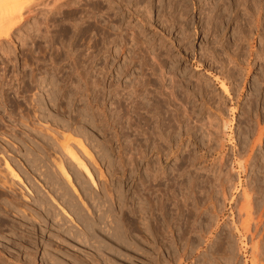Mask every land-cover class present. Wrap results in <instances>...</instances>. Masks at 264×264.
Segmentation results:
<instances>
[{"label": "rangeland", "instance_id": "1", "mask_svg": "<svg viewBox=\"0 0 264 264\" xmlns=\"http://www.w3.org/2000/svg\"><path fill=\"white\" fill-rule=\"evenodd\" d=\"M63 1L18 0L23 23L0 41V174H6L2 165L6 160L23 182L7 179L9 184L13 182L12 194H0V264H264V216L262 219L258 215L264 198L261 177L258 179L264 174V0L259 9H249L251 21L260 18L258 28L252 23L254 38L237 50L233 41L243 35L242 29L246 32L249 28L246 30L243 25V13L230 7V0H113L110 6L107 0ZM234 49V53H241L238 61L246 58L250 62L249 68L237 66L239 62L229 63ZM222 85L227 87L226 91ZM94 98L96 104L92 103ZM92 114H98L99 124ZM33 124L45 125L53 132L71 133L72 138L82 140L88 147L99 167L85 158L83 161L96 189L67 160L68 169L79 191L82 181L92 197L104 203L105 218H109L105 219L106 224L120 227L118 242L98 238L100 241L96 242L102 247L98 253L88 246L91 241L85 236L68 235L79 226L65 219L57 205L53 206V216H48L44 209L40 211L34 191L43 188L41 195L47 197L49 187L42 174L52 172L49 162L42 159L41 147L52 141L45 133L34 131ZM258 125L263 131L260 143L255 141ZM157 136H161L159 143L164 152L158 160L162 177H157L159 185L154 187L155 202L159 199L165 203L171 222L167 230L158 227L161 234L154 236L142 229L141 233L129 232L134 228L128 210L136 208L131 186L139 181L133 180V172L146 180L145 160L151 162L158 157L151 146L147 147L148 141L154 143L153 137ZM138 142L147 158L135 170L129 162ZM191 158L196 159L195 164ZM185 159L191 160V165ZM196 165L202 172L210 170V165H222L224 174L229 175L226 179L230 178L224 183L225 197L219 193L214 208L200 209L198 215L189 212L193 202L189 186ZM99 170L105 173L106 180L99 177ZM200 177H204L203 173ZM59 181L84 214L88 209L82 207L83 202L94 211L91 202L84 196L80 201L63 179ZM105 183L111 186L112 201L102 190ZM186 188L190 192L185 193ZM244 190L256 200L257 205L251 201L252 211L242 207ZM258 196L263 197L261 201ZM13 199L22 208L13 209L7 204ZM30 206L37 207L42 217L34 215L28 219L19 211L25 207L23 212L29 213L26 209ZM63 209L73 214L67 206ZM122 213L126 222H122ZM155 215L159 216L158 211ZM185 224L191 227L188 229ZM255 224L258 228L253 231ZM191 228L193 234H189ZM179 229L187 232V238L179 240ZM254 240L258 242L256 252H252Z\"/></svg>", "mask_w": 264, "mask_h": 264}, {"label": "bare ground", "instance_id": "2", "mask_svg": "<svg viewBox=\"0 0 264 264\" xmlns=\"http://www.w3.org/2000/svg\"><path fill=\"white\" fill-rule=\"evenodd\" d=\"M65 1V0H64ZM63 1V2H64ZM88 1V0H87ZM98 1V0H97ZM103 1V0H102ZM102 1H99L100 3L102 2ZM119 1V0H118ZM128 1V0H127ZM140 1H143V0H139L138 2H140ZM171 1V0H170ZM173 1V0H172ZM201 1V0H200ZM62 2V3H63ZM74 2V1H73ZM78 1H76V3H77ZM80 2V1H79ZM90 2V1H89ZM107 2H108V6H110L111 5V2H113V0H107ZM176 2V1H175ZM199 2V1H198ZM25 3H27V2H25ZM24 3V4H25ZM56 3H57V1H56ZM55 3V4H56ZM75 3V5L74 6H77V4ZM177 3V2H176ZM260 3H261V0H230V7L232 8V9H235L236 11H240V12H242L243 14V19H242V22H243V25L244 26H246L245 28H246V30H247V28H249L246 32L242 29V31H241V34H243V35H240V30H239V35H240V37H238V39L236 38V40L235 41H233V43H234V46H235V49L237 48V49H239V47H241L242 46V44L243 43H249L250 44V40H252L254 37H253V33L255 32V31H253L251 28H253L252 27V23L254 24V26L256 27V28H258L259 27V20H260V18H257L256 17V19H255V22H253V21H251L252 19H249V18H251L252 16H251V13H250V11H249V9H250V7H253V9H259L260 8ZM23 4V5H24ZM61 4V3H60ZM65 4V3H64ZM71 4V3H70ZM102 4H103V2H102ZM105 4V3H104ZM171 4V3H170ZM30 6H31V4H29ZM28 4H27V7H30ZM57 5V4H56ZM79 5V4H78ZM84 5V4H83ZM83 5H81V6H83ZM173 5V4H172ZM171 5V6H172ZM177 5H178V3H177ZM176 5V6H177ZM20 6H22L21 5V3L20 4H18V0H0V41H2V40H4V39H7L9 36H10V34H12L13 33V30H15L17 27H19L22 23H23V17H21L22 16V14H20V11H21V7ZM57 6H59V5H57ZM63 5H60V8L62 7ZM65 6H66V4H65ZM107 6V7H108ZM216 6V5H215ZM218 6V5H217ZM220 6V5H219ZM24 7V6H23ZM27 7L25 8V9H27ZM51 7V6H50ZM54 7V6H53ZM80 7V6H79ZM84 8H85V6H83ZM174 8H175V6H173ZM173 7H170L171 9L173 8ZM59 8V7H58ZM63 8V7H62ZM173 8V9H174ZM22 9H24V8H22ZM24 9V10H25ZM90 9V8H89ZM94 9V8H93ZM55 10V9H54ZM60 10V9H59ZM78 10V9H77ZM186 10V9H185ZM250 10H252V9H250ZM28 11V10H27ZM89 11V10H88ZM87 11V12H88ZM256 11V10H255ZM79 12V11H78ZM252 12V11H251ZM82 13V12H81ZM92 13V12H91ZM236 13H238V12H236ZM254 13V12H253ZM252 13V14H253ZM90 14V13H89ZM106 15H107V13H106ZM108 16V15H107ZM107 16H105V17H107ZM257 16V15H256ZM242 17V16H241ZM104 18V17H103ZM102 19V18H101ZM109 19V18H108ZM235 19V18H234ZM237 20V19H236ZM241 19H239V21H240ZM35 21V20H34ZM34 21H33V23L32 24H34ZM237 23H238V21H236ZM262 22V21H261ZM103 23V22H102ZM36 24V23H35ZM107 24V23H106ZM149 24V23H148ZM240 25H241V23H240ZM242 25V26H243ZM108 26V25H107ZM106 26V27H107ZM105 27V28H106ZM149 27V26H148ZM241 27V26H240ZM244 28V27H243ZM264 28V27H263ZM239 29V28H238ZM260 30H262V29H260ZM258 31V30H257ZM245 32V33H244ZM237 33V34H238ZM259 33V32H258ZM257 34V33H256ZM238 36V35H237ZM242 36V37H241ZM256 37H259V35L258 36H256ZM262 37V36H261ZM135 40H137V39H135ZM255 40V39H254ZM263 40H264V38H263ZM240 42V43H239ZM260 42H262V40L260 41ZM264 42V41H263ZM233 46V47H234ZM244 46V45H243ZM242 46V47H243ZM241 47V48H242ZM248 47V46H247ZM240 48V49H241ZM245 48V47H244ZM235 49H234V51H232L233 53V55L230 57V62L229 63H231V64H237L238 62V64H237V66H246V67H248L249 68V66L251 65L250 64V62L249 61H247L246 60V58H245V61L243 60V61H241V59H240V61H238V54H240L241 55V53H238L237 54V52L236 53H234L235 52ZM236 49V50H237ZM247 49H249V53H250V49H251V46L249 45V48H247ZM247 49H246V51H247ZM264 49V48H263ZM262 49V50H263ZM121 50V49H120ZM242 51V50H241ZM245 51V52H246ZM252 51V50H251ZM240 52V51H239ZM256 52H259V51H256ZM261 52V51H260ZM262 52H264V51H262ZM261 52V53H262ZM248 53V54H249ZM246 55V54H245ZM244 55V56H245ZM253 55V54H252ZM255 55V54H254ZM253 55V56H254ZM257 55H258V53H257ZM263 56H264V54H262ZM262 56V57H263ZM242 57V56H241ZM246 57H248V55L246 56ZM133 58V57H132ZM229 58V57H228ZM243 58V57H242ZM244 59V58H243ZM248 59V58H247ZM257 59V58H256ZM259 59H260V57H259ZM228 60V59H227ZM229 61V60H228ZM252 63V62H251ZM261 64V63H260ZM228 65V64H227ZM226 70V69H225ZM137 87V86H136ZM101 88V87H100ZM133 88V87H132ZM226 86L225 85H222V90H224V91H226ZM134 89V88H133ZM200 89V88H199ZM134 90H136V89H134ZM85 92V91H84ZM101 92V91H100ZM65 93V92H64ZM80 93V92H79ZM82 93V92H81ZM109 93V92H108ZM69 94V93H68ZM102 94V93H101ZM131 94V93H130ZM130 94H129V96H130ZM133 94H136V93H134L133 92ZM67 95V94H66ZM65 94H63V97L64 96H66ZM86 95H87V93H86ZM97 95V94H96ZM119 95H120V93H119ZM51 96V95H50ZM69 96V95H68ZM102 96V95H101ZM118 96V95H117ZM132 96V95H131ZM130 96V97H131ZM2 97V96H1ZM34 97V94H33V96H32V98ZM96 97V96H95ZM122 97H124V96H122ZM137 97V96H136ZM4 98V97H3ZM68 98V97H67ZM134 98V97H133ZM194 98V97H193ZM65 99V98H64ZM96 98H94V100L92 101V103H94V104H96V100H95ZM130 99V98H129ZM62 100V99H61ZM120 100V99H119ZM125 100V99H124ZM134 100V99H133ZM33 101V100H32ZM52 101V100H51ZM51 101H50V103H51ZM54 102V101H53ZM32 102H30V104H31ZM35 103V102H34ZM132 103V102H131ZM90 104V103H89ZM32 105V104H31ZM35 105V104H34ZM99 105V104H98ZM35 107V106H34ZM182 107V106H181ZM38 112V111H37ZM31 113V112H30ZM95 113V112H94ZM179 113H180V111H179ZM111 114V113H110ZM186 114V113H185ZM207 114V113H206ZM28 115V114H27ZM93 116H92V118L94 119V121L96 122V124H99V118L97 117V115L95 114H92ZM22 116V115H21ZM116 116V115H115ZM179 116V115H178ZM181 116H182V114H181ZM185 116H187V114L185 115ZM9 117V116H8ZM207 117H209V115L207 116ZM212 117V116H211ZM24 118V117H23ZM34 118H35V115H34ZM179 118H180V116H179ZM210 118V117H209ZM36 119V118H35ZM111 119V118H110ZM134 119V118H133ZM208 119V118H207ZM264 119V118H263ZM37 120V119H36ZM256 120V119H255ZM15 121V120H14ZM22 121V120H21ZM27 121V120H26ZM94 122V123H95ZM119 122V121H118ZM141 122V121H140ZM187 122V121H186ZM207 122V121H206ZM211 122V121H210ZM251 122V121H250ZM39 123V122H38ZM126 123V122H125ZM177 123V122H176ZM134 124V123H133ZM136 124V123H135ZM195 124V123H194ZM205 124V123H204ZM210 124V123H209ZM25 125H27V124H25ZM34 126V131H38V132H42L43 134L45 133L46 134V136L49 138V140H51L52 141V143H49V141H48V146L47 145H43L42 147H41V149H42V151H43V157L44 158H42V159H44V161L46 160L47 162H49V164H50V167H51V169H52V172H47V173H45L44 174V172H43V178H44V180H45V184L46 185H48V187H49V191L47 190V192H45L46 194L45 195H47V197H43L42 195H41V190H43V188H41V190L39 191V189H35L36 191H34V193H35V195L38 197V199H37V201H36V203H37V206H38V208H41V210L40 211H42L43 209H44V211H45V213H47V215L48 216H53V214H54V212H53V210H54V207L53 206H58V208H60V211H62L61 213L63 214V216L65 217V219H67V220H69L72 224H74V226L75 225H77V227L78 228H76V230L73 232V230L72 229H70V231L72 230V232L71 233H69L68 235H70V236H72L73 238L75 237H77V236H79V235H83V236H85L87 239H89L90 241H91V244H92V241H95V243H96V245L97 246H95L94 244L95 243H93V246H91V244L90 245H88L90 248H93V249H95V251L96 252H100V249H102V247L101 246H99L98 244H97V242H96V240L98 239V238H100V237H107L108 239H110L111 241H113V242H118L120 239V236H119V229H120V227H115V228H113V227H111V225H107L106 224V222H105V214H104V211H103V208H104V203H102V202H100V200H98L97 199V197L96 198H94V197H92V195H91V193H90V191H89V189L87 188V187H85L84 186V184H82V181H81V186H80V191H79V189H77L76 187H75V185L73 184V178H72V174L70 173L71 171H70V169H68L69 168V165H67V160L69 161L68 163L69 164H71L72 166H74V167H76L75 169H78V170H80V171H82V173L81 172H79V173H81V176H82V174L83 175H85L88 179H89V181H90V183H91V185H92V187L94 188V189H96L95 187H97L96 186V184H95V182H94V179H93V176H92V174H91V172H90V170H89V168H88V166H87V164L85 163V161H83V158H85V159H87L91 164H93L94 166H98L97 164H96V161L97 160H95L94 159V157H93V155L90 153V151L87 149L88 147H86L81 141H77L78 140V138H74V136H73V138H72V136H71V133H70V135H67V134H65V133H59L57 130V132H53V131H51L49 128H47V126L46 127H44V126H41V127H37L38 125H36V127H35V124H33ZM43 125V124H42ZM166 125V124H165ZM126 126H128V125H126ZM211 126V125H210ZM260 125H258V132H257V139H255V141L256 142H259L260 143V138H261V136L263 135V131H262V128H261V126L259 127ZM48 127H49V125H48ZM139 127V126H138ZM186 127H187V125H186ZM202 127V126H201ZM207 127V126H206ZM105 128V127H104ZM125 128V127H124ZM189 128V127H188ZM165 129V128H164ZM63 130V129H62ZM138 130V129H137ZM251 130H252V128H251ZM250 130V131H251ZM65 131V130H64ZM67 131V130H66ZM70 131V130H69ZM102 131V130H101ZM104 131V130H103ZM140 131V130H139ZM143 131V130H142ZM186 131V130H185ZM254 131V130H253ZM7 132V131H6ZM72 132V131H71ZM137 132V131H136ZM161 132V131H160ZM166 132V131H165ZM188 132V131H187ZM186 132V133H187ZM190 132V131H189ZM68 133V132H67ZM75 133H76V131H75ZM141 133V132H140ZM157 133V132H156ZM163 133V132H162ZM168 133V132H167ZM181 133V132H180ZM69 134V133H68ZM79 134V133H78ZM77 134V135H78ZM81 134V133H80ZM79 134V135H80ZM29 135V134H28ZM74 135H76V134H74ZM77 135H76V137H77ZM103 135V134H102ZM124 135V134H123ZM193 135V134H192ZM251 135H252V133H251ZM81 136V135H80ZM162 136V135H161ZM161 136H157V137H153L154 139H153V141L152 142H154V143H149V141H148V146L147 147H152V150H153V152H155L157 155H158V157H157V159L155 160V161H151L150 162V160H145L146 162V168H145V171H144V173L146 174V180L144 179V180H142V178H138V176L137 175H134L135 174V172H133L132 174H133V176H135V178H133V180L134 179H136L137 181H139L138 183H136V184H132V183H130V184H132V186L129 184V187L131 186V188L133 189V201H135L136 203V208H130L131 209V211H130V209L128 210V214L130 215V219H131V223H133L132 224V226L133 227H131V228H134V229H132V231L131 230H129V232H133V230L135 231V232H140L141 231V229L143 230V231H145V232H148V234H150V235H154V234H156V233H158L159 232V234H161V232L159 231V228L158 227H160L162 230H167L168 229V226H169V224H168V222L170 221L169 219H167V217L169 216H167V213H166V211H165V203H163V202H161V200L159 201V199L155 202V198H157V197H155V191H154V187L155 186H157V185H159V184H157L156 185V183H158V178L160 179V177H162L161 176V173H160V170H161V168H160V164L158 163V160H159V155L160 154H163V152H164V150H163V152H162V150H161V146L163 145H161L159 142L161 141V139H160V137ZM179 136V135H178ZM193 137V136H192ZM33 138V137H32ZM163 138V137H162ZM74 139H76V140H74ZM149 139H150V137H149ZM47 140V139H46ZM80 140V139H79ZM172 140V139H171ZM179 140V139H178ZM136 141V140H135ZM138 141V140H137ZM136 141V142H137ZM254 141V140H253ZM209 142V141H208ZM146 143V142H145ZM175 143V142H174ZM210 144V143H209ZM257 144V143H256ZM203 145V144H202ZM134 146V145H133ZM200 147H201V145H200ZM248 147V146H247ZM255 147V146H254ZM253 147V148H254ZM135 148V147H134ZM133 148V149H134ZM213 148V147H212ZM132 149V150H133ZM150 149V148H149ZM148 149V150H149ZM78 150V151H77ZM185 150V149H184ZM183 150V151H184ZM5 151V150H4ZM189 151V150H188ZM213 151H214V149H213ZM252 151V150H251ZM255 151V150H254ZM39 152H41V151H39ZM52 152V153H51ZM253 152V151H252ZM80 153V154H79ZM42 154V153H41ZM167 154H168V152H167ZM172 154V153H171ZM195 154V153H194ZM197 154V153H196ZM132 155V154H131ZM169 155V154H168ZM184 155H185V153H184ZM188 155V154H187ZM186 155V156H187ZM191 155L193 156V154L191 153ZM190 155V156H191ZM190 156H188L189 157V159H190ZM195 156V155H194ZM211 156V155H210ZM245 156V155H244ZM252 156V155H251ZM125 157V156H124ZM174 157V156H173ZM184 157V156H183ZM204 157V156H203ZM240 157V156H239ZM147 158V154H146V151L143 149V147H142V145L141 144H139V142L138 143H136V148H135V150H134V157L132 156V159L130 160V159H128V160H130V162L129 163H131L130 164V166H134L135 168H133V169H137V167H139V165L141 164L140 163V161L141 160H143L144 161V159H146ZM164 158V157H163ZM193 158V157H192ZM191 158V160L193 161V163L195 164V161H196V159H195V161L193 160ZM195 158V157H194ZM197 158H198V156H197ZM242 158V157H241ZM4 159V158H3ZM165 159V158H164ZM167 159V158H166ZM252 159V158H251ZM126 160V159H125ZM128 160H127V162H128ZM186 160V159H185ZM185 160L183 161L184 163H185ZM188 160V159H187ZM187 160H186V162H187ZM189 161V165H191L190 163L192 162V161ZM249 160V159H248ZM216 161V160H215ZM250 161V160H249ZM252 161V160H251ZM253 161H255L256 162V160H253ZM263 161V160H262ZM43 162V161H42ZM47 162H45V164L47 163ZM219 162V161H218ZM255 162H254V164H255ZM128 163V164H129ZM144 163V164H145ZM181 163V162H180ZM261 163V162H260ZM143 164V165H144ZM183 164V163H182ZM198 164V163H197ZM214 164V163H213ZM223 164V163H222ZM252 164H253V162H252ZM262 164V163H261ZM3 166H4V173H6L5 175H6V177H5V175H2L1 176V174H0V189H1V193L0 194H2V193H6V194H12V190L13 189H11V187H12V184H13V182H12V184L10 183L9 184V182H8V180L7 179H10V180H13L14 182L16 181V182H19V183H23L22 182V180H21V178H20V176H19V174H17V172L13 169V167L10 165V163H8L6 160H3V164H2ZM142 165V166H143ZM183 165H185V164H183ZM186 165H188V163H186ZM226 165V164H225ZM224 165V166H225ZM263 165V164H262ZM67 166V167H66ZM128 166V165H127ZM129 166V167H130ZM213 166V165H212ZM211 165H210V170H207L206 168V170H204L203 172L202 171H200L198 168L196 169L195 167H197V165L196 166H193V168L195 169H193L194 171V178L191 180V185L189 186V189L192 191V195H193V199H191L193 202L191 203V206L190 207H192L190 210H189V212H196L194 215H198V212H200L199 210L200 209H203V210H205V211H208V210H210L209 208H214V204H215V201H216V198H217V196H218V194L219 193H221V195H222V197H225V184H227L226 182H228V180L230 179H226L227 178V176L229 177V175H227V174H224V170L222 169V168H224V167H222V165H217V166H213L212 167ZM250 166H252V165H250ZM264 166V165H263ZM262 166V167H263ZM49 167V168H50ZM73 167V168H74ZM99 167V166H98ZM141 167V166H140ZM188 167V166H187ZM187 167H185L186 168V170L188 171L189 169H187ZM189 167H192V166H189ZM188 167V168H189ZM199 167V166H198ZM184 168V169H185ZM225 168H226V166H225ZM251 168H253V167H251ZM99 169V168H98ZM133 169H131L132 171H134ZM183 169V168H182ZM191 169V168H190ZM209 169V168H208ZM74 170V169H73ZM139 170V169H138ZM226 171H227V169H225ZM262 170V169H261ZM173 171V170H172ZM183 172V171H182ZM181 172V173H182ZM230 172V171H229ZM72 173H73V171H72ZM97 173H99V177L100 178H103V181H104V179H105V177H104V175L103 174H105V173H102V171L101 170H99ZM160 173V174H159ZM184 173V172H183ZM201 173H203V175H204V177L203 178H201L200 177V175H201ZM226 173V172H225ZM263 173V171H261V174ZM123 174V173H122ZM178 175V174H177ZM187 175H188V173H187ZM260 175V174H259ZM4 176V177H3ZM106 176V175H105ZM140 176H142V175H140ZM168 176V175H167ZM186 176V175H185ZM184 176V177H185ZM42 177V176H41ZM61 177V178H60ZM158 177V178H157ZM164 177V176H163ZM189 177H190V175H189ZM192 177V176H191ZM259 177H261V180H262V185H263V187H261V189H263V191L262 192H264V174H262L261 176H258V179H260ZM83 178V177H82ZM185 178H187L188 179V177H185ZM184 178V179H185ZM257 178V177H256ZM59 179L61 180V179H63L65 182H66V185H68L69 187V189L70 190H72V192L74 193V195L75 196H77L78 197V199L80 200V201H82L83 202V198H82V196H84L85 197V199H86V201L89 203V202H91L93 205H94V207H93V209H94V211H92L91 209L89 210V207H88V205H87V203L85 204L84 202H83V204H82V207L83 208H85V209H88V212L86 213V214H84L83 213V210L79 207V205H77V202H76V200H75V202H74V200H73V197H71V195L69 194V190H67V188H65V187H63V185L60 183V181H59ZM74 179H76V178H74ZM78 179V178H77ZM168 179V178H167ZM174 179V178H173ZM106 180V179H105ZM119 180V179H118ZM129 180V179H128ZM135 180V181H136ZM163 180H164V178H163ZM260 180V181H261ZM102 181V182H103ZM179 181V180H178ZM185 181V180H184ZM226 181V182H225ZM230 181H232V180H230ZM259 181V180H258ZM77 182V181H76ZM84 182H85V180H84ZM106 182V181H105ZM108 182V181H107ZM106 182V183H107ZM110 182V181H109ZM119 182H121V183H123L122 182V180H120ZM252 182V181H251ZM255 182H257V181H255ZM78 183V182H77ZM104 183V182H103ZM103 184V191H104V194H105V196H107L108 197V199L110 200V201H112L113 200V192H112V189H111V186H110V184L108 183V184ZM125 183V182H124ZM225 183V184H224ZM231 183V182H230ZM228 184V185H231V184ZM127 184V183H126ZM165 184V183H164ZM168 184V183H167ZM181 184V183H180ZM65 185V184H64ZM65 185V186H66ZM79 185V184H78ZM123 185V184H122ZM179 185V184H178ZM186 185V184H185ZM253 185V184H252ZM255 185V184H254ZM258 185H259V182H258ZM262 185H260V186H262ZM125 186V185H124ZM251 186V185H250ZM260 186H258V187H260ZM44 187V186H43ZM159 187V186H158ZM187 187V186H186ZM227 187V186H226ZM252 187V186H251ZM255 188V187H254ZM160 189V188H159ZM163 189V188H162ZM173 189V188H172ZM193 189H195V190H193ZM244 189V188H243ZM257 189H259V188H257ZM256 188H255V191L257 190ZM28 190V189H27ZM44 190H45V188H44ZM98 190V189H97ZM170 190V189H169ZM227 191H228V189H226ZM157 191V190H156ZM187 191H189V190H187V188H186V192L185 193H187ZM197 191V192H196ZM249 191L250 192H254V190L252 191V189H249ZM258 191V190H257ZM261 191V190H260ZM44 192V191H43ZM190 192V191H189ZM259 192V191H258ZM81 193H82V195H81ZM178 193V192H177ZM183 193V192H182ZM260 193V192H259ZM170 194V193H169ZM189 194V193H188ZM187 194V195H188ZM228 194H229V192H228ZM252 194V193H251ZM258 193H256V195H257ZM53 195H56L58 198H59V200H60V203L63 205V207H65V206H67L68 208H69V210H71V212L73 213V214H69L65 209H63V207H62V205L58 202V200H56L55 199V197L56 196H54L53 197ZM157 195V194H156ZM163 195V194H162ZM180 195V194H179ZM182 195V194H181ZM252 195H254V197H255V193L254 194H252ZM7 196V195H6ZM164 196V195H163ZM175 196V195H174ZM262 196H264V194H262ZM24 197V196H23ZM171 197H173V196H171ZM182 197V196H181ZM183 197H184V195H183ZM188 197H190V196H188ZM251 195L247 192V190H244L243 191V193H242V201H243V203H242V207H246V210H247V208L249 209L252 205H257L256 204V200H254V199H251ZM259 197V196H258ZM57 198V199H58ZM158 198H160V197H158ZM162 198V197H161ZM160 198V199H161ZM167 198V197H166ZM174 198V197H173ZM185 198V197H184ZM227 198V197H226ZM257 197H255V199H256ZM260 198V201H261V198H263V197H259ZM179 199H181V198H179ZM183 199V198H182ZM218 199V198H217ZM220 199V198H219ZM36 200V199H35ZM184 200V199H183ZM186 200V199H185ZM189 200V199H188ZM254 201L255 202V204L253 203L252 205H251V201ZM14 201H16V200H8V202H7V204L9 205V206H11L13 209H16L17 207L18 208H22V207H19L18 206V204L16 203V202H14ZM181 201V200H180ZM218 201V200H217ZM258 201V200H257ZM222 202V201H221ZM3 203V202H2ZM131 203V202H130ZM167 203V202H166ZM181 203V202H180ZM186 203V202H185ZM259 203V202H258ZM262 205H260V208H259V212H260V214H259V212H258V215H260L259 216V218H262L263 216H264V198H263V200H262ZM190 204V203H189ZM1 205V204H0ZM24 205V204H23ZM25 206H27L26 204H25ZM29 206V205H28ZM184 206V205H183ZM219 206V205H218ZM221 206V205H220ZM8 207V206H7ZM31 207V206H30ZM88 207V208H87ZM134 207V206H133ZM185 207V206H184ZM186 207H187V205H186ZM222 207V206H221ZM25 208V207H24ZM23 208V209H24ZM37 207H31V208H28V209H26V210H28L29 211V213H26V212H23V209H21V210H19L23 215H25V216H29V218L28 219H32V216L34 217V215L35 216H39L40 218L42 217L41 216V212L39 211V209H38ZM57 208V207H56ZM55 208V209H56ZM57 208V209H58ZM122 208V207H121ZM167 208V207H166ZM241 208V207H240ZM178 209V208H177ZM188 209H189V205H188ZM188 209H186V211L188 210ZM216 209V208H215ZM254 209H255V207H254ZM258 208H256V210H257ZM12 210V209H11ZM25 210V211H26ZM237 210H238V208H237ZM244 210H245V208H244ZM250 210V209H249ZM248 210V211H249ZM15 211V210H14ZM59 211V212H60ZM90 211V212H89ZM155 211H158V214H159V216L161 217H157V215H155ZM198 211V212H197ZM250 211H252V210H250ZM5 212V211H4ZM16 212H17V210H16ZM57 212V211H56ZM55 212V213H56ZM183 212V211H182ZM181 212V213H182ZM209 212H211V213H213V211H209ZM208 212V213H209ZM246 212V211H245ZM19 213V212H18ZM205 213H207V212H205ZM207 213V214H208ZM219 212H217V214H218ZM239 213H241V211H239ZM27 214H29V215H27ZM88 214V215H87ZM107 214V213H106ZM192 214V213H191ZM8 215V214H7ZM56 215V214H55ZM58 215H59V213H58ZM187 215H189V214H187ZM209 215H210V213H209ZM257 215V214H256ZM258 215H257V217H258ZM61 217H62V215H60ZM171 216V215H170ZM180 215H179V213H178V217H179ZM205 216H207V215H205ZM39 217H35V218H39ZM107 217H109V216H107ZM127 217V216H126ZM217 217V216H216ZM13 218V217H12ZM27 218V217H26ZM48 218V217H47ZM59 218V217H58ZM189 218V217H188ZM207 218V217H206ZM209 218V217H208ZM211 218H212V216H211ZM215 218V217H214ZM62 219H64V218H62ZM109 219V218H108ZM108 219H106V220H108ZM111 219V218H110ZM159 219V220H158ZM172 219H173V216H172ZM181 219H182V217H181ZM210 219V218H209ZM208 219V220H209ZM213 219V218H212ZM216 219V218H215ZM263 219V218H262ZM38 220V219H37ZM60 220V219H59ZM67 220H65V221H67ZM180 220V219H179ZM185 220V219H184ZM207 220V221H208ZM58 221V220H57ZM68 221V222H69ZM126 222V219H125V213H122V222ZM160 221H161V223H160ZM173 221V220H172ZM214 221V220H213ZM257 221V220H256ZM264 221V220H263ZM3 222V221H2ZM55 222V221H54ZM127 222H129L128 220H127ZM171 222V221H170ZM178 222V221H177ZM261 222V220L258 222V224ZM34 223V222H33ZM44 223V222H43ZM59 223V222H58ZM111 223V222H110ZM130 223V222H129ZM128 223V224H129ZM245 223V222H244ZM243 223V224H244ZM14 224V223H13ZM16 224V223H15ZM65 224V223H64ZM122 224H124V223H122ZM121 224V225H122ZM128 224L126 225V226H128ZM242 224V225H243ZM258 224H255V226H253L254 227V229H253V231H256L257 230V226H258ZM103 225H104V227H103ZM130 226H131V224H129ZM186 225V224H185ZM211 225V224H210ZM234 225V224H233ZM238 225V224H237ZM14 226V225H13ZM12 226V227H13ZM17 226V225H16ZM24 226V225H23ZM123 226H125V225H123ZM129 226V227H130ZM187 226V225H186ZM247 226V225H246ZM245 226V230H246V233H248L249 232V227L247 226L246 227ZM260 226V225H259ZM2 227V226H1ZM11 227V226H10ZM18 227H20V226H18ZM17 227V228H18ZM61 227V226H60ZM62 227H63V225H62ZM76 227V226H75ZM141 227V228H140ZM191 227V226H190ZM189 227V228H190ZM242 227V226H241ZM252 227V226H251ZM252 227V228H253ZM33 228V227H32ZM122 228H124V227H122ZM167 228V229H166ZM187 228H188V226H187ZM186 228V229H187ZM188 228V229H189ZM234 228V230L236 231L237 230V228H236V226H234L233 227ZM243 229H244V227H242ZM262 228V227H261ZM20 229V228H19ZM124 229H126V227L124 228ZM124 229L122 230L123 232H124ZM181 229V228H180ZM179 229V230H180ZM183 230H185L184 228H182ZM207 229V228H206ZM231 229V228H230ZM32 230V229H31ZM127 230V229H126ZM161 230V231H162ZM183 230H180V232L182 233H179L178 234V238H180L179 240H182V239H185V237L187 236L186 235V231L184 232ZM190 230H192V231H190L189 232V234L191 233V234H193V230H194V228H191ZM233 230V231H234ZM252 230V229H251ZM189 231V230H188ZM24 232H27V230L25 231L24 230ZM67 232H69V231H67ZM121 232V231H120ZM127 232V231H126ZM195 232H198V231H195ZM264 232V231H263ZM20 233V232H19ZM23 233V232H22ZM27 233H31V232H27ZM128 233V232H127ZM141 233V232H140ZM142 233H144V232H142ZM162 233H163V231H162ZM166 233V232H165ZM165 233H163V234H165ZM184 233H185V235H184ZM252 233V232H251ZM21 234V233H20ZM32 234V233H31ZM197 234V233H196ZM201 234V233H200ZM249 235H250V233H248ZM126 235V234H125ZM171 235V234H170ZM22 236V235H21ZM63 236V235H62ZM123 236V235H122ZM155 236V235H154ZM157 236H160V235H156V237ZM164 236V235H163ZM205 236V235H204ZM61 237V236H60ZM82 237V236H81ZM251 237V236H250ZM72 238V239H73ZM122 238V237H121ZM125 238V237H124ZM123 238V239H124ZM161 238H162V236H161ZM171 238V237H170ZM187 238V237H186ZM193 238V237H192ZM22 239V238H21ZM71 239V240H72ZM84 239V238H83ZM165 239V237H163V239L162 240H164ZM258 239V238H257ZM24 240V239H23ZM99 240V239H98ZM178 240V239H177ZM191 240V239H190ZM18 241V240H17ZM81 241V240H80ZM100 241V240H99ZM124 241V240H123ZM168 241V240H167ZM187 241V240H186ZM255 241V240H254ZM22 242V241H21ZM82 243V242H81ZM120 243H122V241H120ZM199 243V242H198ZM115 244V243H114ZM221 244V243H220ZM253 249H252V252L253 251H255L256 252V246H257V244H258V242H253ZM81 245V244H80ZM163 245V244H162ZM191 246V245H190ZM200 246V245H199ZM218 246V245H217ZM164 247H166V246H164ZM197 247V246H196ZM183 252V251H182ZM254 252V253H255ZM168 253V252H167ZM213 253V252H212ZM184 254V253H183ZM100 255V254H99ZM189 257V256H188ZM187 257V258H188ZM207 257V256H206ZM169 258V257H168ZM97 259V258H96ZM203 259V258H202ZM30 261V260H29ZM76 261V260H75ZM176 261V260H175ZM186 261V260H185ZM78 262H79V259H78ZM93 262V261H92ZM95 262H98L99 263V261H95ZM165 262V261H164ZM81 263V262H80ZM79 263V264H80ZM84 263H86V262H84ZM83 263V264H84ZM30 264V263H29ZM96 264V263H95Z\"/></svg>", "mask_w": 264, "mask_h": 264}]
</instances>
